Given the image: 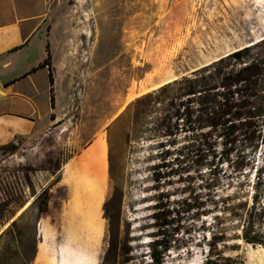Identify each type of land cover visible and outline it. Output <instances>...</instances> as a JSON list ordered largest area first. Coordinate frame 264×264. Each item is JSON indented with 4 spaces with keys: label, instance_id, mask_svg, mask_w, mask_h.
I'll return each instance as SVG.
<instances>
[{
    "label": "rangeland",
    "instance_id": "obj_1",
    "mask_svg": "<svg viewBox=\"0 0 264 264\" xmlns=\"http://www.w3.org/2000/svg\"><path fill=\"white\" fill-rule=\"evenodd\" d=\"M51 2L53 59L70 56L75 67L58 73L61 120L34 146L0 160V233L25 211L31 225L46 193L39 264H152L149 244L162 210L175 231L166 234L170 249L160 264H264L261 157L248 184L225 166L223 186L207 191L197 166L168 176L155 167L154 141L129 137L135 99L264 39V0ZM178 143L190 145L183 137Z\"/></svg>",
    "mask_w": 264,
    "mask_h": 264
},
{
    "label": "trees",
    "instance_id": "obj_2",
    "mask_svg": "<svg viewBox=\"0 0 264 264\" xmlns=\"http://www.w3.org/2000/svg\"><path fill=\"white\" fill-rule=\"evenodd\" d=\"M44 65L49 67L52 83L49 58ZM129 110L133 112L129 137H149L160 149L156 169L178 176L193 164L208 176L204 189L215 191L223 186L219 174L226 166L248 184L246 175L255 169L256 159L261 157L264 162V39L142 95ZM147 118L150 121L144 122ZM142 122L144 131L138 129ZM179 137L188 139L190 145L177 148ZM2 150L10 153L16 147L9 144ZM46 196L40 195L42 202L31 225L24 222L25 211L0 233V264H39L37 224L47 210ZM205 203L202 216L212 213ZM156 209L160 211L159 206ZM170 214L162 210L155 216L159 223L156 239L149 244L152 264H160V257L170 249L164 240L167 232L175 231ZM243 239L258 243L246 236Z\"/></svg>",
    "mask_w": 264,
    "mask_h": 264
},
{
    "label": "crops",
    "instance_id": "obj_3",
    "mask_svg": "<svg viewBox=\"0 0 264 264\" xmlns=\"http://www.w3.org/2000/svg\"><path fill=\"white\" fill-rule=\"evenodd\" d=\"M52 8L51 0H0V160L4 146L12 144L19 151L37 144L65 109L56 87L58 73L64 64L69 70L75 66L67 55L63 61L53 59L49 37L55 24H48ZM48 58L52 83L44 65ZM102 137L103 129L81 154Z\"/></svg>",
    "mask_w": 264,
    "mask_h": 264
}]
</instances>
